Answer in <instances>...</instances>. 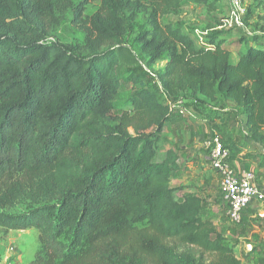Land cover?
I'll return each mask as SVG.
<instances>
[{
    "label": "trees",
    "instance_id": "1",
    "mask_svg": "<svg viewBox=\"0 0 264 264\" xmlns=\"http://www.w3.org/2000/svg\"><path fill=\"white\" fill-rule=\"evenodd\" d=\"M99 1L91 17L83 3L75 9L87 31L81 52L46 42L73 0H0V211L29 209L0 212V228L39 232L32 264H264L258 248L237 256L200 197L176 198L179 156L159 161L155 147L181 99L232 101L264 144V44L254 39L234 63L219 32L197 46L162 24L181 0ZM247 1L264 33V0ZM141 14V53L149 67L165 64L158 81L170 101L131 75L130 109L114 115L118 52Z\"/></svg>",
    "mask_w": 264,
    "mask_h": 264
},
{
    "label": "rangeland",
    "instance_id": "2",
    "mask_svg": "<svg viewBox=\"0 0 264 264\" xmlns=\"http://www.w3.org/2000/svg\"><path fill=\"white\" fill-rule=\"evenodd\" d=\"M81 3L85 5V18L94 15L100 7L99 0H73L72 9L67 13L63 22L51 30L49 36L46 38V42L61 44L72 48L79 47L81 48V52L82 50L84 52L87 31H85V27L82 23L75 21L74 15L75 9ZM243 10V13H241V25L238 26L232 18V8L228 0H208L199 4L195 3L193 0H181L178 13L164 16L162 18V24H171L179 28L183 34L189 35L197 46L203 44L208 46L210 38L219 32L222 34L221 38L227 40L226 47L234 51L233 62L235 63L239 57V53L241 54L248 45H251L254 39H259L261 44H264V33L259 30L260 25L258 21V17L262 11L254 8L249 1L244 3ZM129 14L130 13H128L127 17ZM221 22L223 26L220 24ZM147 28L148 24L144 14L139 15L138 19L134 22L129 21L127 23V35L118 52L119 64L117 72L121 82V88L116 101L117 110L114 115H118L122 110L130 109L128 101L130 96L134 93L133 83L130 79L131 75L142 78L145 85L149 89L155 91L163 101H170L158 81L159 75L165 64L149 67L146 63V59L141 53V46L138 39ZM227 34H229L230 37L227 36ZM219 40L221 39L219 38ZM198 104L194 105L202 109L206 106ZM217 104L216 106L219 108V111L215 113V116L220 114L223 118L227 119L228 117V119L225 120L226 124L223 122L221 123L224 124L223 126L217 127L218 131H216L219 136L223 137L225 140L228 138L232 141L235 140L234 142L242 148L247 146L252 140L248 135V129H246L244 125L245 120L242 114L236 111V105L224 99H221ZM220 116L217 117L216 120L221 119ZM164 144L165 143L162 145ZM157 152H159V149ZM194 156L195 155L190 154L191 159H193ZM182 159H186V156ZM235 159V156L232 155L231 161ZM194 165L199 168L197 163H194ZM197 176L198 171H195L194 175H190V179L199 182L198 179H194V177ZM211 187L212 186L209 185V191L212 189ZM181 188L176 192L175 196L177 199H181L183 195V189ZM210 208L211 207L208 206L206 202L203 206V215L213 219ZM28 210L29 209L25 205H19L15 209L1 210L0 212L8 215H20L28 212ZM228 221H230L229 217ZM229 223L230 227H233L234 223L231 221ZM140 228H143V226H140ZM228 241L235 245L240 243L239 246L236 247V253L240 259L246 261L244 251L240 252V250L246 248V246L240 247V245L243 244V242H248L243 239L239 241V237L236 235L234 239H228ZM39 250H41V243L37 230L7 231L0 228V264H21V262L22 264H32Z\"/></svg>",
    "mask_w": 264,
    "mask_h": 264
},
{
    "label": "crops",
    "instance_id": "3",
    "mask_svg": "<svg viewBox=\"0 0 264 264\" xmlns=\"http://www.w3.org/2000/svg\"><path fill=\"white\" fill-rule=\"evenodd\" d=\"M221 99L223 98H219L214 103L205 102L204 100L197 103L181 100L175 104L171 121L167 123L163 133L156 141L155 147H157V150L159 149L157 159L163 161L168 151H176L179 156V170L172 179V188L180 189L182 187L183 195H197L203 200V206L207 202L208 206L211 207L213 219L209 216L207 218L213 221L227 240L234 239L236 235L239 237V241L243 239L248 242H243L240 245V247L246 246V248L240 250V252L244 251L245 257L254 248H258L264 255V201L252 204L245 211L242 222L230 227L228 206L221 196L220 177L210 165L209 147L210 142L216 138L221 139L225 145L235 144L240 151L233 161L234 169L238 172H253L256 176V184L264 191V144L250 141L247 146L242 148L234 142L235 140L232 141L230 138L225 140L219 136L215 128L223 126L224 124H221L223 122L226 124L225 120L228 119V117L227 119L223 118L220 114L215 116V113L219 111L216 105ZM229 102L233 103L232 101ZM194 104L206 106L202 109ZM235 107L238 111L237 106ZM219 116L221 119L216 120ZM242 117L245 120L244 125L247 129L246 117L244 115ZM248 135L250 136V134ZM163 143L165 144L162 145ZM190 154L195 155L193 159L190 158ZM185 156L186 159H182ZM194 163H197L199 168ZM195 171H198V176L194 179H198L199 182L190 179V175H194ZM209 185L212 186L210 191L208 190Z\"/></svg>",
    "mask_w": 264,
    "mask_h": 264
},
{
    "label": "built area",
    "instance_id": "4",
    "mask_svg": "<svg viewBox=\"0 0 264 264\" xmlns=\"http://www.w3.org/2000/svg\"><path fill=\"white\" fill-rule=\"evenodd\" d=\"M245 2L246 0H228L232 8V18L238 26L241 25ZM209 147L210 165L220 177L221 196L228 206V217L232 223L240 224L245 211L252 204L264 201V191L256 184L253 172H238L234 169L231 151L221 139H214Z\"/></svg>",
    "mask_w": 264,
    "mask_h": 264
}]
</instances>
